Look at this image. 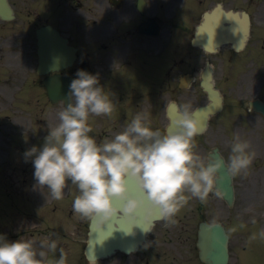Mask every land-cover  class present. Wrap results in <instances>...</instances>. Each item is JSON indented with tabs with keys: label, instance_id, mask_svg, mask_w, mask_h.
<instances>
[{
	"label": "flooded vegetation",
	"instance_id": "flooded-vegetation-1",
	"mask_svg": "<svg viewBox=\"0 0 264 264\" xmlns=\"http://www.w3.org/2000/svg\"><path fill=\"white\" fill-rule=\"evenodd\" d=\"M208 3L34 0V30L49 25L76 48L73 62L60 73L76 76L83 69L98 75L115 104L111 117H89L90 135L98 143L122 131L137 112L148 113L151 127L165 131L176 105L190 102L195 111L211 103L202 86L209 61L223 106L208 115L203 133L195 137V151L205 161L214 159L217 152L227 162L234 137L239 135L255 152L249 169L233 177L232 206L211 194L205 204L193 198L175 217L174 225L156 222L145 244L135 253L117 252L112 264H199L201 221L222 222L228 232L243 230L249 218L243 211L261 203L264 115L247 102L256 97L264 100L263 48L257 41L241 52L226 45L225 54L216 57L194 46L191 37Z\"/></svg>",
	"mask_w": 264,
	"mask_h": 264
},
{
	"label": "clouds",
	"instance_id": "clouds-1",
	"mask_svg": "<svg viewBox=\"0 0 264 264\" xmlns=\"http://www.w3.org/2000/svg\"><path fill=\"white\" fill-rule=\"evenodd\" d=\"M58 112V123L50 127L42 146L24 153L34 167V180L56 201L64 199L69 182L77 193L72 211L82 220L95 222L98 229L120 218L134 235L145 223L161 219L167 225L195 198L205 204L210 194L220 198L221 170L226 166L233 177L245 173L255 152L250 143L235 135L228 161H205L195 151V137L204 128L192 104L176 105L172 124L153 129L146 112H137L122 131L100 143L90 133V116L111 117L115 104L98 75L83 69L70 82ZM143 214V215H142ZM215 225V220L209 227ZM55 236V233H53ZM264 239V230L259 233ZM253 233L250 240H255ZM59 257L49 259V253ZM67 253L58 239L37 244L33 239L10 241L0 234V264H66Z\"/></svg>",
	"mask_w": 264,
	"mask_h": 264
},
{
	"label": "rangeland",
	"instance_id": "rangeland-1",
	"mask_svg": "<svg viewBox=\"0 0 264 264\" xmlns=\"http://www.w3.org/2000/svg\"><path fill=\"white\" fill-rule=\"evenodd\" d=\"M10 2L15 8L16 18L14 21L6 23L7 26H0V31L5 30V34L8 36L19 25L18 29L23 27L28 30L32 38L34 0H10ZM227 6L250 11L256 17L255 27L261 31L264 40V0H253L252 2L231 0ZM12 43L8 40H6V44L0 42V46L5 49L4 53L8 56L7 60L15 57L23 58V53L27 52L28 46L23 45L18 52L14 50L15 42ZM26 58L27 60H22L25 61V65L22 63L18 65L22 67V70L9 66V63L14 61L2 59L0 62V203L5 208V229L7 234L15 229H22L23 239H29L30 234L34 233V241L37 244L50 238L58 239L59 246H62L67 253L66 264H85L84 241L78 234L80 231L79 216L74 214L69 206L77 192L74 193L72 199L53 200L45 187L36 184L33 176V164L31 160L26 161L24 156L27 149L34 145L39 147L41 144L38 142L44 141L40 140L38 135H40L39 131L43 130L42 119L45 116V112L41 111V101L44 102L42 92L34 91V59L31 56ZM28 60H32L33 63ZM58 111L54 110V122L58 120ZM262 141L264 147V138ZM71 187L74 192L76 187L69 182L65 193ZM262 187L264 192V182ZM5 197L9 199L7 203L5 201L6 205L1 201L5 200ZM64 197H66L65 194ZM261 209L263 210V220L260 221L257 228L260 230L262 226L261 230H264V193ZM67 213L72 215L71 219L65 217ZM251 236L250 228L245 227L241 244L242 242L247 245L253 243L250 240ZM260 239L264 241V239ZM263 243L256 240L255 246H257L258 252H264ZM232 247V262L240 264L239 259L245 250L240 251V248H237L235 244ZM55 257H59V252L49 253V259ZM110 260H102L99 264H111ZM261 264H264V261Z\"/></svg>",
	"mask_w": 264,
	"mask_h": 264
},
{
	"label": "water",
	"instance_id": "water-1",
	"mask_svg": "<svg viewBox=\"0 0 264 264\" xmlns=\"http://www.w3.org/2000/svg\"><path fill=\"white\" fill-rule=\"evenodd\" d=\"M219 13L223 15V11L219 6ZM207 15L206 20L202 27H200L197 42L202 43L206 47H211V49L216 50L217 46L221 45L227 40H231L235 46L243 44L248 34V20H244V27L241 30L240 36L238 38L233 36H227V27L223 25L224 19L218 17V14ZM231 23L234 24V14L231 13ZM0 17L4 19L13 18L12 10L8 4L7 0H0ZM217 17L219 20L222 19L220 25L217 27L212 26L213 19ZM210 21V28L213 33L209 31V40L207 38L201 37V32L203 28L208 30V22ZM231 32H235L232 28ZM264 110V109H263ZM143 215V214H142ZM143 224L142 232L138 228L133 229L134 235L126 234V232L131 231L132 225L126 224L120 218H114L110 222L109 226L104 229H98L95 226V222L91 223V232L89 235L88 243L85 249L87 258L90 261H95L98 257L106 256L111 254L116 248L127 249L132 246H136L142 241V236L145 235V231L149 224L145 223L143 219L139 221V224ZM200 257L203 261L209 264H227L228 251H227V237L222 231V227L219 224H215L212 227L209 225H202L200 231Z\"/></svg>",
	"mask_w": 264,
	"mask_h": 264
},
{
	"label": "bare ground",
	"instance_id": "bare-ground-1",
	"mask_svg": "<svg viewBox=\"0 0 264 264\" xmlns=\"http://www.w3.org/2000/svg\"><path fill=\"white\" fill-rule=\"evenodd\" d=\"M222 22V19L219 20L217 17H215L212 21V26L213 27H217V25H220ZM236 29H238V25L235 26ZM207 31H210L213 33L212 29L210 28V21L208 22V30ZM236 33V32H235ZM235 34H230L229 36H234Z\"/></svg>",
	"mask_w": 264,
	"mask_h": 264
}]
</instances>
